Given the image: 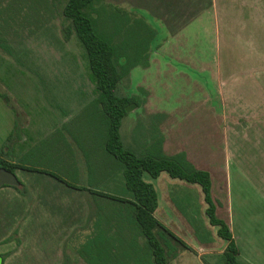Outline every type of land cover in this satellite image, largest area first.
Masks as SVG:
<instances>
[{
	"label": "rangeland",
	"instance_id": "1",
	"mask_svg": "<svg viewBox=\"0 0 264 264\" xmlns=\"http://www.w3.org/2000/svg\"><path fill=\"white\" fill-rule=\"evenodd\" d=\"M206 2L213 3L211 8L177 36L150 19L158 32L156 44L168 49L156 54L160 68H136L120 82L118 96H138L142 103L132 104L122 139L131 149L136 124L144 144L156 124L151 116L170 114L171 147H185L211 174L217 217L231 219L244 256L264 264V0ZM66 3L0 0V22L10 48L9 53L0 49V141L17 123L30 138L19 162L61 177L60 167L69 162L60 159L61 151L69 149V138L72 161L85 181L87 161L65 127L78 129L97 93L86 51L63 15ZM87 133L97 138L91 128ZM51 135L62 143L55 148L58 159L40 153L41 142ZM18 176L24 182L50 179L23 171ZM145 181L159 195V221L190 246L171 263L225 264L220 252L226 241L209 223L201 187L166 173L159 179L145 175ZM228 184V194L223 193ZM4 251L1 247L0 254Z\"/></svg>",
	"mask_w": 264,
	"mask_h": 264
},
{
	"label": "trees",
	"instance_id": "2",
	"mask_svg": "<svg viewBox=\"0 0 264 264\" xmlns=\"http://www.w3.org/2000/svg\"><path fill=\"white\" fill-rule=\"evenodd\" d=\"M101 3L102 0H67L63 10L65 19L70 23L86 51L91 71L90 78L97 93V97L85 108L84 113L87 111L88 114L85 113V117L81 118L78 129L76 131L70 129V131L68 127L65 128L83 153L88 165L90 188L73 186L74 188L92 192L96 180L102 177L101 167L108 168L110 176L120 175L119 177L124 180L127 199L109 194L102 195L118 202L122 199L127 203L124 219L119 218L114 221L117 223L118 220L120 229L123 223L122 231L128 230L132 233L136 243L139 239L143 240L144 246L134 251L120 252L126 259L115 260L114 264H172L171 260H175L181 251L190 250L189 245L170 232L155 217L159 207V197L154 185L145 181V175L159 179L163 173L174 180L201 187L209 223L217 228L218 237L226 241V249L223 253L225 264H243L238 260L239 249L229 225L217 217L213 181L208 171L198 169L189 160L186 152L173 156L166 155L163 149L164 137L158 131L154 134V141L143 152L125 147L121 128L129 114L127 108L132 104L141 107L142 103L138 96H118L117 90L120 82L128 77L133 69L139 66L148 69L150 66L149 55L146 54L144 59L139 58L140 49L145 47L146 52L149 51V42L145 44L147 38L143 34L147 28L138 20L137 25L130 22L126 30L122 28L119 31L117 19L114 18L116 23L114 31H106L102 26ZM5 29L4 23L0 22V49L9 53ZM119 33L126 36L121 43L117 42ZM127 46L135 52H125ZM89 128L96 132L95 136L98 139L87 133ZM20 129L16 123L3 146L0 169L10 172L20 168L30 169L23 163L24 160L13 163L6 158L7 150L19 144ZM62 136L65 138L63 133ZM87 140L89 143H86ZM45 146H47L46 141L41 144L40 149ZM65 146L68 147L69 144ZM36 151L37 149H33V153ZM51 175L63 181L61 177ZM93 194L100 193L93 191ZM102 243V235L99 233L78 250L80 257L87 264H109L110 262L104 257L112 255L113 252L103 250Z\"/></svg>",
	"mask_w": 264,
	"mask_h": 264
},
{
	"label": "crops",
	"instance_id": "3",
	"mask_svg": "<svg viewBox=\"0 0 264 264\" xmlns=\"http://www.w3.org/2000/svg\"><path fill=\"white\" fill-rule=\"evenodd\" d=\"M212 5L213 3L210 5L206 0H102V26L106 31H114L116 24L114 18H116L118 29L121 31L122 28L126 30L130 22L137 25L136 23L140 20L141 25L147 28L143 34L147 38L145 44L149 42V51L146 52L145 47L140 49L139 58L144 59L146 54L149 55L150 66L147 70H150L153 66L161 67V62L156 54L164 53V50L168 49L166 45L156 44L158 32L150 23V19H158L166 25L170 36H177L197 21ZM139 12H143L146 16ZM125 38L124 34L119 33L117 42L121 43ZM125 52L134 53L135 51L127 46ZM151 117H153L151 119H155L153 122L156 124H151L149 130L152 134L149 139H145L144 144H142V134L137 131L136 124L133 133L130 132L131 150L143 152L154 141L153 137L156 131H162L163 149L166 155L173 156L180 152H186L189 160L198 169L203 170L202 166L191 159L189 151L185 147L174 145L171 147L172 129L168 126L171 123V115L156 113ZM24 130L25 127H22V131ZM10 134L5 135L0 141V155ZM29 140L30 138L21 133L19 144L13 147V152L7 150L6 158L13 163H19V158L25 156L26 143ZM45 141L47 146L40 149V153L43 151L58 159L57 156L55 157V148L61 142H57V138L53 135L42 141L41 144ZM67 142L69 149H65L66 151L63 149L60 158L69 159V162L64 164L66 168L60 167L63 181L56 179L49 172L28 167L30 169L20 168L11 172L16 176L18 184L2 183L0 185V248H5V253L0 254V257L3 258V264H87L80 257L78 250L99 233L102 235L103 250L109 253L113 252L112 255L104 257L107 262H110L109 264H114L115 260L124 261L126 259L120 252L134 251V249L137 250L144 246L143 240L139 239L136 243L132 233L128 230L122 231L123 223L122 229L118 226V220L119 218L124 219V210L128 206L122 200L128 198L124 180L122 178L115 180L113 176L109 175L108 168L101 167L102 177L95 183L98 189L95 188L96 186L92 189L94 192L100 193L99 195L93 194V191L74 188L73 186L90 188L89 177L87 176L85 181L83 180L77 163L72 161V145L69 138ZM18 171L36 173L41 176L40 178L42 175H46L50 179H31L24 182L18 176ZM71 180H74L75 183H71ZM221 190L228 194L229 184L227 188H221ZM102 194L118 196L122 199L118 202ZM158 211L159 207L155 212V217L159 221ZM230 211L231 204L227 211L229 218ZM115 219H118L117 223H115ZM229 220L226 223L237 243L238 259L246 264H262V260L254 259L249 255L244 256L235 237L234 228L230 225L231 219ZM160 223L166 227L162 222ZM166 228L172 232L168 227ZM225 249L226 247L221 250L222 255Z\"/></svg>",
	"mask_w": 264,
	"mask_h": 264
},
{
	"label": "water",
	"instance_id": "4",
	"mask_svg": "<svg viewBox=\"0 0 264 264\" xmlns=\"http://www.w3.org/2000/svg\"><path fill=\"white\" fill-rule=\"evenodd\" d=\"M131 111H132V105L127 108L128 113H130ZM2 183L13 185V184H18V180L13 173L2 168V169H0V185ZM0 264H3V258L2 257H0Z\"/></svg>",
	"mask_w": 264,
	"mask_h": 264
}]
</instances>
